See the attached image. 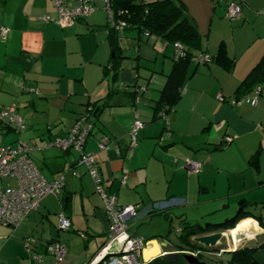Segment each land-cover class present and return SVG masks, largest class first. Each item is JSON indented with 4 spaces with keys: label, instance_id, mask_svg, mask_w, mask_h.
<instances>
[{
    "label": "crops",
    "instance_id": "obj_1",
    "mask_svg": "<svg viewBox=\"0 0 264 264\" xmlns=\"http://www.w3.org/2000/svg\"><path fill=\"white\" fill-rule=\"evenodd\" d=\"M180 1L213 60L195 61L189 76L190 64L182 96L164 118L154 106L172 70L174 44L154 33L122 32L115 70L110 67L114 54L106 0H88L96 10L65 26L54 21L53 0H0V107L16 104L25 122L23 130L8 128L6 134L27 131L22 135L32 144H18L34 147L32 158L48 180L61 178L63 170L71 168L64 188L47 195L18 226L0 223V264H90L104 253L112 232L105 198L87 166L75 163L79 152L53 144L68 137L93 103L98 110L91 115L94 128L85 150L98 161L106 188L119 204H140L143 218L155 203L166 202L163 210L152 213L166 212L181 223L201 225L225 221L243 206L249 215L235 227L220 230L231 234L243 220H252L251 230L257 232L238 247H257L255 256L264 264V215L246 208L252 197L245 193L264 185V96L256 105L236 103L264 86V0H237L243 11L234 18L226 14L227 0ZM45 15L53 20L46 21ZM152 35L155 42H150ZM220 50L231 60L217 61ZM136 118L144 126L131 148L129 130ZM104 136L111 143L100 149ZM227 136L232 141L226 144ZM186 158L201 163L199 170H191ZM61 213L71 219L69 229L59 227ZM139 223L128 232L145 240L144 249H153V242H168L163 250L178 252L168 248L169 237L160 240L155 235L153 222ZM229 234L224 240L229 248H201V260L228 264L236 248ZM55 240L67 248L60 263L47 250ZM112 245L111 252L121 248Z\"/></svg>",
    "mask_w": 264,
    "mask_h": 264
},
{
    "label": "built area",
    "instance_id": "obj_2",
    "mask_svg": "<svg viewBox=\"0 0 264 264\" xmlns=\"http://www.w3.org/2000/svg\"><path fill=\"white\" fill-rule=\"evenodd\" d=\"M227 16L234 18L242 14L243 5L237 0H227ZM57 8V18L54 21L62 26L68 25L75 20L90 15L96 10V6L88 0H53ZM46 21H52L50 15H45ZM8 28H3L6 33ZM178 51L182 50L179 44H175ZM264 96V86L258 85L252 97L236 100V103L247 102L256 105L259 97ZM167 116V115H166ZM144 122L136 118L129 130L131 148L137 146L139 131ZM94 124L91 115H82L71 128L65 139H57L53 142L59 148L74 149L80 154V160L88 168L106 202V209L112 220V232L110 240L103 246L102 252H110L112 244L119 243L118 252H113L104 259V264H144L143 250L146 242L143 238L130 235L128 232L129 218L138 220L141 218L140 204H119L117 197L109 194L104 179L100 174L98 161L92 153H86L87 138L92 132ZM8 128L23 130L25 122L18 113L16 104L0 107V223L18 226L30 213L38 209L41 201L49 194L59 193L65 186V175L59 179L48 180L32 158L34 147L28 143L18 145L4 143V135ZM232 141L231 136L225 138V143ZM111 143L108 136H104L99 142L100 149H105ZM120 153L119 148L116 149ZM191 170L198 171L201 163L186 158ZM13 179L14 185L6 184L4 179ZM166 203V202H165ZM165 203L158 202L151 207L150 213L163 210ZM72 226L71 219L65 214H60V228L69 229ZM47 250L56 256L57 262H62L67 256V248L55 240L47 245ZM198 254V252H192ZM95 261V260H94ZM92 261L90 264H92Z\"/></svg>",
    "mask_w": 264,
    "mask_h": 264
},
{
    "label": "trees",
    "instance_id": "obj_3",
    "mask_svg": "<svg viewBox=\"0 0 264 264\" xmlns=\"http://www.w3.org/2000/svg\"><path fill=\"white\" fill-rule=\"evenodd\" d=\"M106 7L109 10V40L114 54L111 68L118 69L116 66L119 57L118 40L120 33L128 32V30L134 29L140 35L147 36L154 33L163 38L166 43L179 44L182 47L181 51L175 47L172 70L167 74L161 97L154 106L156 112L166 118L168 112L175 109L176 103L182 96L190 64L193 61L209 63L213 60L203 49L202 36L195 20L180 0H106ZM216 60L226 62L231 60V57L225 51L220 50L216 55ZM240 98L245 97H239L237 100ZM249 213V210L241 206L236 215L225 221L209 222L206 225L183 223L182 231L179 232L180 240L172 241L173 247L180 254L186 251L199 253L202 245L193 238L194 235L210 230L233 228L241 218L248 216ZM257 249V247H241L232 252L229 263L238 261L241 264H261L255 256ZM97 264H104V261ZM146 264L185 263L182 259L171 263L167 256H158Z\"/></svg>",
    "mask_w": 264,
    "mask_h": 264
},
{
    "label": "rangeland",
    "instance_id": "obj_4",
    "mask_svg": "<svg viewBox=\"0 0 264 264\" xmlns=\"http://www.w3.org/2000/svg\"><path fill=\"white\" fill-rule=\"evenodd\" d=\"M108 14H109V10H108ZM106 20H107V16H106ZM150 42H155L154 35H152V37L150 38ZM172 51H173V47L170 46L168 49V52L172 53ZM171 53H168V54H171ZM134 55H137V50L135 51ZM162 55H163V53H162V50L160 49L161 61L163 60ZM165 59L169 60V57L165 58ZM151 68L152 67H149V69H151ZM195 68H196V62L193 61L191 68H190L189 76L195 70ZM27 123H28V121H27ZM16 132H11L8 135L7 134L4 135V143L6 145L12 144L15 146V145H18L19 140H21V141L25 140V137L22 134H25L27 131L26 132L24 131L23 133H18V132L16 133ZM25 141L32 144L28 140H25ZM240 175L243 177V180H244L245 175H243V174H240ZM234 177H236V176H234ZM248 177H249V174H248L247 178ZM3 181L9 185H14V183H15V181L13 179H10V178L4 179ZM242 183L243 182H240L236 185L239 187L240 185H242ZM245 193L248 195V197H252V199L247 198L248 201H250V202H248V201L246 202V203H248V204H246L247 205L246 208L252 210L253 214H255V215H260V213L262 215H264V205H263V202H261V201H264V185H259L255 189L247 191ZM165 213L166 212L151 213V214H148L147 216H145L143 218L142 217L139 218L138 220H133V221L127 220L128 224H129L128 231L129 232L133 231V230H131V228L133 225H135V223L140 222L139 223V227H140L143 225V222H149V223L153 222V226H155V228H153L155 235H159L158 237L160 240H163V237H169L170 245L168 246V248L169 247L171 248V247H173L172 241H179L180 240L179 239V232L177 230H178V227L180 225L183 226V223H181L180 219L177 218L176 216L171 215V216L167 217V214H165ZM150 215H152V216H150ZM195 223H197V222H195ZM154 229H156V230H154ZM218 232H222V230L216 229V230H212V231H208V232H202V233H199L197 235H194L193 238L195 239V238H199V237L204 236V235L218 233ZM184 263L189 264L186 261H184Z\"/></svg>",
    "mask_w": 264,
    "mask_h": 264
},
{
    "label": "water",
    "instance_id": "obj_5",
    "mask_svg": "<svg viewBox=\"0 0 264 264\" xmlns=\"http://www.w3.org/2000/svg\"><path fill=\"white\" fill-rule=\"evenodd\" d=\"M196 62H197V64L200 63L198 61H196ZM136 77H139V75L136 74ZM150 78H148V79L150 80ZM145 88H147V85H145ZM92 105L89 104L86 111L82 114L83 115H88V114L92 115L93 112L95 111V108H93L94 105L93 106ZM99 105H102V104H99ZM75 163L83 164V162H81V160H80V154H79L78 159L75 160ZM69 169H71V168L69 167L68 169L63 170V175H66L65 173L68 172ZM204 231H206V229ZM256 232L257 231L255 230L251 234H255ZM228 234H229L228 231L227 232H218V233L204 235V236H201L199 238H195V240L198 241L202 245L203 249L209 250V251H214L215 249L229 248L228 242H224V240L228 239ZM229 235L231 236L230 239L232 238L235 241V243H237L236 248L232 251L239 249L240 247H238V246H240L242 243H245L249 240V235H247L244 232L237 233L235 235V237L232 233ZM222 240H223V242H222ZM154 241H156V240H154ZM221 243H223V244H221ZM167 245H168V242H160L158 244V246L160 248V252L156 256L152 257L150 260L146 259V257H145V250L146 249H144L143 253H142L144 262L148 263L158 256H167L171 263H174L178 260L183 259L184 261H186L189 264H206V261L201 260L200 253L194 254L191 251H186L181 255L179 252H165L163 250V248ZM112 253L113 252H111V251L110 252H104L101 256H96L95 261L92 264H97L99 262L104 261V259Z\"/></svg>",
    "mask_w": 264,
    "mask_h": 264
},
{
    "label": "bare ground",
    "instance_id": "obj_6",
    "mask_svg": "<svg viewBox=\"0 0 264 264\" xmlns=\"http://www.w3.org/2000/svg\"><path fill=\"white\" fill-rule=\"evenodd\" d=\"M252 224L253 222L250 219L243 220L235 229H232L231 233L234 235V237L239 232H244L247 235H252L251 233L256 230H251ZM153 243L155 244V247L153 249L147 248L145 250V257L147 260H150L152 257L156 256L160 252V248L157 242Z\"/></svg>",
    "mask_w": 264,
    "mask_h": 264
}]
</instances>
